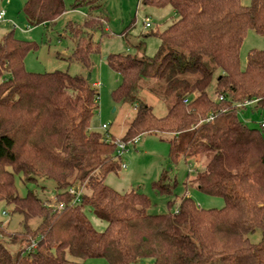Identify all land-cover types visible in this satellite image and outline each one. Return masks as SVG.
<instances>
[{
  "label": "trees",
  "instance_id": "obj_1",
  "mask_svg": "<svg viewBox=\"0 0 264 264\" xmlns=\"http://www.w3.org/2000/svg\"><path fill=\"white\" fill-rule=\"evenodd\" d=\"M97 1L75 0L74 8L87 4L90 11L84 24L70 22L65 29L76 41L69 59L89 70L92 57L101 53L93 32L109 34L107 17L93 15ZM141 2L171 6L177 18L163 31L147 34L161 40L154 56L107 57L121 76L114 100L136 111L120 139L135 144L144 134L165 135L174 163L206 155L193 183L222 197L225 205L206 209L183 195L177 209L171 210L170 199L167 212L150 213L152 201L145 193L108 185L106 177L119 173L122 156L117 138L91 128L99 91L84 75L27 70L26 56L36 44L13 30L0 42V201L14 205L23 227L12 232L0 222V264H75L68 254L105 258L109 264H264V127L249 126L239 116L247 106L236 105L243 97L264 108V49L250 50L245 67L240 57L248 30L264 35V0ZM65 11L64 0H27L23 7L33 25L53 24ZM145 81L150 92L171 103L165 116H157L141 97ZM219 95L225 100L218 101ZM20 174L25 183L53 180L55 202L63 208L48 205L33 190L21 196ZM76 185L91 193L73 203L69 190ZM175 187L168 170L154 182L156 191L168 196ZM86 208L107 222L105 230L93 226ZM33 218H40L37 226ZM258 230L262 238L253 242L250 235Z\"/></svg>",
  "mask_w": 264,
  "mask_h": 264
},
{
  "label": "rangeland",
  "instance_id": "obj_2",
  "mask_svg": "<svg viewBox=\"0 0 264 264\" xmlns=\"http://www.w3.org/2000/svg\"><path fill=\"white\" fill-rule=\"evenodd\" d=\"M27 0H0V10L6 11V19L0 24V42L5 34L10 31L24 40L32 41L36 47L32 49L25 59L26 69L32 72H51L55 70L68 71L73 75L91 76V83H100L95 88L99 91V108L91 123V128L102 133H109L115 138H122L135 116V108L124 102H116L113 98L114 89L120 84L121 76L113 70L107 57L115 53H131L142 56H154L161 44L158 34L147 35L152 32H161L172 24L177 18L171 6L153 7L142 4L141 0H98L93 10V15L104 14L107 17L104 22V30L109 34H103L100 30L93 32V37L100 44L101 53L94 55L93 66L89 70L82 63L69 59L76 41L69 33L65 32L67 24H84L90 7L82 4L74 8L75 0H64L66 11L50 25H33L28 22L23 12ZM244 4H250L251 0H242ZM100 7V9H98ZM149 17L152 27L145 26V19ZM16 25V26H14ZM124 34V35H123ZM147 35V36H146ZM264 49V35L250 29L241 47V64L246 66L247 56L252 49ZM215 82V81H214ZM95 85V84H94ZM144 89L141 97L153 107L155 114L163 117L168 113L170 102L161 96L150 92L148 81L143 83ZM209 96L212 88L208 89ZM247 106L239 110L240 118L251 127H259V122L264 117V108ZM107 126V129L103 128ZM264 135V130H263ZM170 144L162 134H144L139 137L137 143H129L122 154V167L119 173H110L106 177V183L120 192L137 190L145 193L152 201L150 213H165L168 209V201L174 200L171 210L177 209L183 195L192 197L203 208H222L225 201L222 197L211 196L201 191L193 179L197 172L207 164V156H201L194 160H178L172 162L169 157ZM168 170L169 176L176 182L174 194L171 196L161 194L154 188V182L158 181L163 172ZM23 174L17 175V188L21 196L33 190L50 206H56V183L48 178L38 177L37 181L23 182ZM82 188V193H91L86 186L76 185ZM59 205V204H58ZM13 204L0 201V222L7 225L9 231H18L23 227L21 214L13 211ZM86 214L93 226L99 230H105L107 222L98 218L91 208H86ZM40 218L31 220L32 226H37ZM262 238L260 230L252 233L250 239L258 242ZM75 264H109L105 258L79 259L67 255ZM150 260H140L134 264H150Z\"/></svg>",
  "mask_w": 264,
  "mask_h": 264
},
{
  "label": "built area",
  "instance_id": "obj_3",
  "mask_svg": "<svg viewBox=\"0 0 264 264\" xmlns=\"http://www.w3.org/2000/svg\"><path fill=\"white\" fill-rule=\"evenodd\" d=\"M5 19H6V11L4 9H2V10H0V24L3 23L5 21ZM14 26H16V25H14ZM145 26L146 27H152V21H151V19L149 17H146V19H145ZM95 86L98 87L99 84L95 83ZM225 97H226L225 95H219L218 98H217V100L218 101H224L225 100ZM186 102H187V100H186ZM257 102H258L257 99H249V98H243V97H241L238 101H236V105L238 107L252 106V105L257 104ZM212 118H213V114H210L209 117H208V120H211ZM259 123H260V125L262 127H264V117H263L262 121H260ZM103 128L104 129H107V126L106 125H103ZM109 138H110V136H109ZM138 140L139 139H136V142ZM115 142H116V145L118 147L117 153L121 157L122 154H123V152L127 149L128 144H126L121 139H116ZM122 167H125V165L122 164ZM69 191H70L71 194L74 195L73 203H78L80 201V199H81L82 188L76 187V186H72ZM63 206H64L63 204H59V205L56 206V208L62 209ZM35 246H36V243L33 242L27 248L28 252L31 251L33 248H35Z\"/></svg>",
  "mask_w": 264,
  "mask_h": 264
},
{
  "label": "water",
  "instance_id": "obj_4",
  "mask_svg": "<svg viewBox=\"0 0 264 264\" xmlns=\"http://www.w3.org/2000/svg\"><path fill=\"white\" fill-rule=\"evenodd\" d=\"M87 79H91V76L89 75V76L87 77Z\"/></svg>",
  "mask_w": 264,
  "mask_h": 264
},
{
  "label": "crops",
  "instance_id": "obj_5",
  "mask_svg": "<svg viewBox=\"0 0 264 264\" xmlns=\"http://www.w3.org/2000/svg\"><path fill=\"white\" fill-rule=\"evenodd\" d=\"M95 83L100 84V83H98V82H95ZM95 83H94V84H95ZM92 129H93V128H92Z\"/></svg>",
  "mask_w": 264,
  "mask_h": 264
}]
</instances>
